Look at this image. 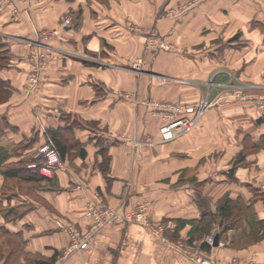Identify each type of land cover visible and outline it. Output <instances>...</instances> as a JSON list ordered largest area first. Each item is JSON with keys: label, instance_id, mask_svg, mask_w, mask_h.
<instances>
[{"label": "crops", "instance_id": "crops-1", "mask_svg": "<svg viewBox=\"0 0 264 264\" xmlns=\"http://www.w3.org/2000/svg\"><path fill=\"white\" fill-rule=\"evenodd\" d=\"M182 1L0 0V45L8 52L0 79L10 92L0 106V148L16 161V145L31 140L20 152L29 154L57 130L64 149L51 187L36 188L37 198L0 173V232L20 238L23 250L54 256L55 264H193L165 236L221 261L264 264V149L241 152L254 167L233 170L225 160L240 153L238 140L264 142V101L261 91L244 102L224 97L241 84L264 86V0H189L184 12L168 14ZM64 18L70 23L49 35ZM147 31L166 47L146 50ZM36 42L48 57L27 91ZM140 57L141 70L131 68ZM204 96L227 100L205 110L191 132L161 141L160 118L147 102ZM225 198L249 212L227 228L217 216L209 231L191 237L192 221L210 211L206 202L218 214ZM143 202L157 232L111 221L86 248L62 255L67 227L83 234L94 223L90 209L129 211Z\"/></svg>", "mask_w": 264, "mask_h": 264}, {"label": "built area", "instance_id": "built-area-1", "mask_svg": "<svg viewBox=\"0 0 264 264\" xmlns=\"http://www.w3.org/2000/svg\"><path fill=\"white\" fill-rule=\"evenodd\" d=\"M190 4L185 5L180 10H177L173 14H181L184 12ZM70 23L69 18H64L63 22L57 28L50 30L49 35L58 34L64 25ZM43 35H48L45 32ZM145 40L146 50H156V48H164L166 44L164 41L159 40L154 31H147L142 33ZM37 43V44H36ZM33 44L38 47L37 52H31V67L27 74L26 89L30 91L38 84L39 74L43 65L48 57V50L45 45L36 42ZM143 64V57L136 59L131 68L135 70H141ZM210 101L207 98H200L194 103H178V102H147L151 108V113L154 116L160 118L159 134L161 141H168L179 137L183 134L191 132L198 122L199 117L210 105ZM140 143V142H139ZM34 158L37 161L29 162L27 167L36 168L40 174L46 177H53L55 171L62 166V160L58 154L55 146L47 141L43 142L39 148L33 153ZM35 159V160H36ZM78 187V186H77ZM146 205L139 203L133 210L120 211V208H113L108 205H102L99 208L90 209V213L94 218V223L90 226V229L85 233H80L74 225H69L67 230L71 235L70 246L67 253L74 249H84L88 246L92 234L98 230L101 226L111 222H138L143 224L147 229L157 232L158 230L151 224L146 216ZM159 233V232H158ZM168 246L175 247L187 255L193 264H263L261 261L251 258L248 260L231 259L228 261H221L213 257L202 255L200 248L190 247L185 248L182 245L177 246L173 242L169 241L165 236H160ZM211 241V240H210Z\"/></svg>", "mask_w": 264, "mask_h": 264}, {"label": "rangeland", "instance_id": "rangeland-1", "mask_svg": "<svg viewBox=\"0 0 264 264\" xmlns=\"http://www.w3.org/2000/svg\"><path fill=\"white\" fill-rule=\"evenodd\" d=\"M188 2H189V0H187V1L184 0L182 2H179L177 4V7L171 9L168 14H173L176 10L177 11L180 10L185 5H187ZM32 51L37 52V51H40V50H38V47L37 46H34L32 44L30 46V51H29V54H28V56H29L30 59H31V52ZM143 62H144V60H143ZM44 66H45V64L43 65V67ZM43 67H42V69H43ZM39 76H40V74H39ZM27 79L28 78L26 76L25 83H27ZM6 85H8V84L6 83ZM1 87H2V85H1ZM25 87H26V84H25ZM0 90H1V88H0ZM25 90H27V89L25 88ZM255 91H261L260 95L257 96V99H258L259 103L263 102L264 101V86H260V85H256V84H249V85L248 84H244V85L241 84L239 89H235L232 92H229V93L224 94V97L229 95L230 97H232L234 99V101L236 100L235 102H239V101L244 102V101H246V100H248L250 98L253 99L255 97L254 93L257 94ZM9 95H10V92L9 91L0 93V106H2L5 103V101H7L5 99H7V97ZM204 98H207V101H210V103H209L210 105L205 110H208V108L215 106L222 99L221 96H219V98H214V99L213 98L212 99H209L207 96H204ZM232 98H231V100H233ZM222 100L226 101L227 99L224 98ZM167 102H169V101H167ZM174 102L183 103V104L184 103H194V102H180V101H174ZM170 103H173V101L170 102ZM231 105L233 106V104H231ZM230 117H232V116L230 115L229 118ZM238 142L241 143V148L242 149H241L240 153L234 154V155L230 156L229 158H225L227 164L230 165V166H232L233 170H235L238 166L254 167V165L256 163L254 164V162L248 161L247 160V157H245L244 154L242 156L240 154L243 151H246V152H258L260 149H264V142L261 141L259 143H256V142L253 143V142H250V141H247V140H244V139L238 140ZM38 143L39 142H37L36 144H34L35 147L32 150L33 152L31 151L32 153L30 152L29 154H25V155L20 154L19 156H17L18 158H16V162L21 163V164H23L24 162H27L26 165L29 162H33L36 159V158H34L33 153L42 144L41 143V144L38 145ZM215 157H216V155H214V156H211L210 155L209 156V164L210 165L212 164V162H214L213 160H214ZM37 160L38 159H36L35 161H37ZM10 162H11V164H13V162H15V161H13V158H11V161ZM30 169H33V168H30ZM21 173H23L22 175H26L25 174L26 172H24V170L21 171ZM13 181H14V183H13V186L12 187L17 188V192L18 193H21V194L28 193L29 195H31L34 198H37L36 195H35V192H34V190L36 188L43 189L45 187H51L50 184L52 183V181L45 182V183H36V184H34V183H26L22 179H19V178L18 179H15ZM10 183H12V181H10L9 184ZM191 184L194 187H196L197 186L196 185V180L193 179ZM6 185L8 186V183ZM1 191L2 192H5V190H2V189H1ZM196 191H197V187H196ZM198 192H199V189H198ZM38 200L40 201L39 198H38ZM230 202L231 203H235L234 201H230ZM206 203L207 204H206V207L205 208L208 209V210H210V211H212L211 210L212 209V206L208 202H206ZM142 204L147 205L144 202ZM236 210L240 211L238 208ZM19 212H17V214ZM173 243L176 244L177 246L182 245L185 248H190L189 246H185L184 244H182L181 242H178V241L177 242H173ZM69 246H70V243L63 250L62 255L65 256V255H67V254L70 253V252L67 253V250H68ZM23 249H24V244L22 243V241L20 240V238L8 236V235L2 234L0 232V264H19L21 260L26 261V264H31V261H30L31 258L34 257V256H37V255H40V254H37V253L27 252V251H25ZM201 254L202 255H206V254H204L202 252H201Z\"/></svg>", "mask_w": 264, "mask_h": 264}, {"label": "trees", "instance_id": "trees-1", "mask_svg": "<svg viewBox=\"0 0 264 264\" xmlns=\"http://www.w3.org/2000/svg\"><path fill=\"white\" fill-rule=\"evenodd\" d=\"M7 54L8 52L4 49H2V45H0V67L6 65L7 61ZM5 84V85H4ZM2 85V87H1ZM8 85H6V82L4 80L0 79V88H1V92H7L9 91V89L7 88ZM6 97V96H5ZM3 98V97H2ZM5 99V98H4ZM48 137L49 139H51L52 141L46 140L51 142L55 148H57L59 150V156L60 158L63 156V146H62V142L61 140L58 138V131L57 130H50L48 132ZM261 140V139H260ZM264 140V139H262ZM32 143V141L30 140L29 142H21L18 145L15 146V150L19 151V154H21L20 152L22 150H25L26 148H28L30 146V144ZM241 156L243 155L242 153L240 154ZM11 156L10 153H8L7 150L1 149L0 148V173L3 175L4 180L8 183L10 182V180H14V179H22L24 182H28V183H40L42 180L45 181H50L51 178L46 177L42 174H40V172L38 171V167L30 169L29 167H27L26 163L24 162L23 164L18 163V162H13V164H11V162H6L9 157ZM35 161V160H34ZM26 172V175H22L23 173H21V171ZM5 181L3 183V186L5 185ZM2 186V190H7V186L3 187ZM4 192H2L3 194ZM239 209L240 211L236 210ZM217 211L218 214H215L212 211H206L204 210L202 213V218L199 221H192L194 226L190 231V235L191 237H193V235H195V233L200 229L201 231H209L208 229L210 228L211 223L217 219V216L220 218L219 220V224L223 225L224 228L230 227V225L232 224H236L239 223L240 220H238V216L240 212H245L248 213L249 209L247 207H244L240 204V202H235V203H231L229 202V200L227 198L223 199L219 205L217 206ZM260 223H263V221H259ZM264 233V232H263ZM24 261V260H23ZM31 264H55V257H44L41 255H37L31 258ZM19 264H26V261L21 262Z\"/></svg>", "mask_w": 264, "mask_h": 264}, {"label": "water", "instance_id": "water-1", "mask_svg": "<svg viewBox=\"0 0 264 264\" xmlns=\"http://www.w3.org/2000/svg\"><path fill=\"white\" fill-rule=\"evenodd\" d=\"M218 234H215V236H214V240H213V244L214 245H216L217 244V242H218Z\"/></svg>", "mask_w": 264, "mask_h": 264}]
</instances>
